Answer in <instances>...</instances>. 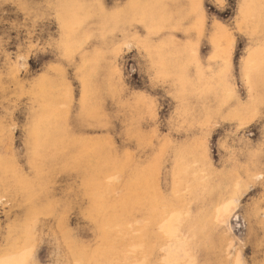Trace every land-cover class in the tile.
Returning a JSON list of instances; mask_svg holds the SVG:
<instances>
[{
  "label": "rangeland",
  "instance_id": "rangeland-1",
  "mask_svg": "<svg viewBox=\"0 0 264 264\" xmlns=\"http://www.w3.org/2000/svg\"><path fill=\"white\" fill-rule=\"evenodd\" d=\"M0 264H264V0H0Z\"/></svg>",
  "mask_w": 264,
  "mask_h": 264
}]
</instances>
